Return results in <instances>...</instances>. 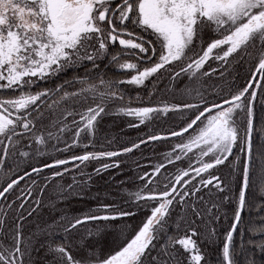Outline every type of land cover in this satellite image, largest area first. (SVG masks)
<instances>
[{
  "label": "snow or ice",
  "instance_id": "1",
  "mask_svg": "<svg viewBox=\"0 0 264 264\" xmlns=\"http://www.w3.org/2000/svg\"><path fill=\"white\" fill-rule=\"evenodd\" d=\"M145 32H150L155 40L146 37ZM117 44L121 51L111 54V62L122 70H134L126 81L132 85H145L146 80L164 69L171 72L173 80L190 74V79L199 81L197 73L206 65L209 71H203V76L217 72V68L211 67V61L228 64L230 58L238 63L246 58L256 61L255 72L247 86L230 99H224L223 104L213 103L211 107L206 105L196 87H185L183 91L188 96L195 92L199 103L131 107L132 101L126 102L124 94L116 90L117 85L125 81H107L101 77L96 84L78 77L81 84L78 90L68 92L64 85H58L55 90L62 92L60 100H71L72 105L58 115L53 112L49 122L44 123L39 102H43L50 90L24 91L34 83L31 78H47L84 61L98 68L96 61L109 55L110 47ZM125 55L135 58L136 62L123 59ZM176 65H180L179 71H175ZM261 80H264V0H0V90L13 93L19 90V95L13 98L0 99V169L25 139L26 147L47 146L49 141H60L71 131V144L56 150L68 151L83 140L88 141L83 145L87 149L97 133L99 118L108 114L114 104L120 105L119 114L136 118L138 123H130V127L147 125L160 114L196 109L198 114L194 113V118L185 122L179 131H170L168 136L180 137L191 129L193 134L187 142L174 145L173 152L179 149L187 156L193 149L199 150L195 153L199 167L193 168L192 157H188V169L179 170L174 177L175 183L170 181L159 193L155 189L147 197L140 192L129 193V198L144 200L150 208V214L140 222L134 234L129 235L130 225L117 221L135 213L114 204H101L70 220L62 217L66 221L63 226L66 235L61 243L49 238L52 231L49 226H37L36 231L25 238L23 225L13 220L0 239V264H210L198 241H216L217 230L213 225L221 219L220 209L226 204L233 205L232 223L225 233L218 264H237L234 233L244 223L245 211L255 209L257 217L249 218L246 228L240 230L241 235L244 231L264 235V148L257 149L254 145L257 131L254 102L258 95L254 89H264ZM100 86H103L102 91ZM261 103L264 104V100ZM54 104L58 108L60 101ZM201 104H205L202 111L199 110ZM47 107L52 109L53 105ZM213 109L217 110L215 114H211ZM205 113L209 115L205 117ZM69 116L79 117L71 121L72 128L66 122ZM260 131L264 133V128ZM168 136L149 134L147 139H140L120 151H85L70 159L84 163L101 157H118L138 149L141 144ZM234 149L244 153L243 158ZM18 154L26 158L33 156L29 151ZM34 154L35 157L43 156L45 150L34 148ZM175 160L183 162L180 155H176ZM68 163L66 159H54L52 163L31 166V171H24L17 179L6 182L0 190V198L7 200V194L25 177ZM226 164L232 177L239 173L240 186L236 192L230 180L213 174ZM15 167L10 171H15ZM117 167V162L104 163L95 172L100 174ZM163 167V164L157 165L154 173H159ZM190 173L194 175L187 179ZM203 174H208V178L204 179ZM61 175L60 171L52 173L53 177ZM147 176L145 172L140 179ZM197 177H201L199 183H196ZM176 185L183 190L178 191ZM71 188L72 185H68V189ZM203 189H209L207 198L202 194ZM249 189L253 190L252 196L248 195ZM23 194L21 191L16 199ZM31 194L29 189L28 195ZM148 201L153 203L148 205ZM36 203L41 202L37 200ZM24 207V203L19 204L20 209ZM174 210L177 211L174 213ZM34 211L32 209L27 215L32 216ZM5 216L0 206V229L8 224ZM19 220H25L22 213ZM169 221L176 223L177 232L173 235L164 233ZM90 222L97 223L73 242L72 234ZM109 235L111 247L104 252L103 242ZM248 243L264 252V242L250 240ZM40 250H44V257L34 260L33 255ZM243 250L241 247L240 251ZM245 264H257V261L246 259Z\"/></svg>",
  "mask_w": 264,
  "mask_h": 264
},
{
  "label": "trees",
  "instance_id": "2",
  "mask_svg": "<svg viewBox=\"0 0 264 264\" xmlns=\"http://www.w3.org/2000/svg\"><path fill=\"white\" fill-rule=\"evenodd\" d=\"M143 34L155 40V37L150 32ZM156 46L158 48L159 44ZM119 51H121V48L118 44L111 46L109 49L110 54L96 61L98 68H93L91 62L84 61L73 64L63 71L51 74L47 78H32L34 83L31 88H25L24 91L35 93L45 89L50 90V94L43 98V102H39L40 110L43 111L45 117L43 122L48 123L53 112L58 115L61 110L72 105L71 100L67 102L60 100L62 92L55 90L58 85H64V90L68 92L78 90L81 87V84L76 79L78 77H84L88 83L96 84H98L101 77L107 81H125V83L118 84L116 90L124 94L126 102L132 101L131 107H162L165 103L173 105L181 102L199 103V98L195 96V92H193L192 96L184 94L183 89L185 87L199 88L206 105L211 107L213 103L223 104L224 99H230L232 95L247 86L252 74L255 72L256 64V61L250 58H246L239 63L232 61L230 58V63L228 64H217V72L209 76L201 74L203 71H209L208 66L205 67L201 70V73H197L199 81H196L195 78L190 79V74H182L177 80H173L171 72L168 69H164L161 70L160 74L146 80L145 85H132L126 83V81L131 74H134V70H122L111 62V54ZM123 59L136 62L135 58L128 55H125ZM179 67L180 65H176L175 71H179ZM211 67L214 68L213 62ZM257 79H260L258 74ZM66 81L72 83L65 84ZM260 82L264 83V80ZM100 90H103V86H100ZM254 90L258 93L254 102L255 126L257 129L254 133V145L257 149H262L264 148V133H261L260 129L264 128V123H262L264 121V104L261 103V100H264V89L256 87ZM149 93H151L150 96ZM14 95H19V90L15 93L12 90H0V99L13 98ZM54 101H60L58 108ZM48 105H53V108L49 109ZM119 106L112 105L108 114H103L99 118L97 133L91 138L92 143L87 149L83 145L88 141L83 140L80 145L72 147L68 151L56 150L64 149L65 144H71V131L67 132L66 137L60 141H49L47 146L32 145V147H26L27 140L25 139L17 149H14L16 154L10 155L4 168L0 169V190L6 186V182L10 181V179H17L20 175H23L24 171H31V166H41L45 162L52 163L54 159H66L69 163L54 169H44L41 173H33L31 176L25 177L12 192L7 194V200L0 198V206H3L6 213L5 219L8 221L5 228L0 229V239L4 237L8 227L15 220L23 225L22 231L25 238L36 231L37 226L44 228L50 225L52 231L49 238L55 243H61L66 235L63 231L66 221L62 220V217L67 216L70 220L73 217L85 214L89 209L97 208L101 204H114L121 209L134 212V216L124 217L117 223L130 225L129 235L134 234V230H138L140 222L150 214V208L145 204L144 200L134 202L133 197L129 198L130 190H142L144 197L150 195L153 189L159 193L170 181L175 183L174 177L179 174V170L188 169L189 159L184 156L182 157L183 162L176 161L175 156L180 155V153L179 149L173 152V147L178 143H186L189 136L193 134V130L190 129L188 133L180 137H170L168 134L173 130L179 131L182 126H185V122L189 121L190 118H194V113H197V110L186 109L182 110V112L160 114L158 119L147 125L130 127V123H138V121L135 117L119 114L117 111ZM204 107L205 104H201L199 110L202 111ZM76 110L79 111L80 109L77 108ZM216 111V109H213L212 113ZM208 115L209 113H205V117ZM29 118L31 119V117ZM73 118L79 119L78 116L67 117L66 122L69 128H72L71 121ZM202 120L206 122L204 117H202ZM149 134L168 136V138L141 144L138 149L118 157H101L99 160H91L84 163L70 159L72 155H82L85 151H120L123 147H130L134 142L138 143L140 139H147ZM37 147L45 150V155L35 157L34 148ZM195 150L196 152L199 151L198 149ZM19 151H29L33 153V156L21 157L18 154ZM234 152L243 158L244 153H240L239 149H234ZM169 153H172V155L170 156ZM230 159H235V157ZM169 160H172L173 163H169ZM113 162H117L119 167L106 169L100 174L95 172V169L102 164H112ZM160 164H163L164 167L161 168L159 173H154V169ZM17 165L18 167H15ZM14 167L15 171H10ZM192 167L195 168L193 165ZM54 171H60L62 175L53 177L52 173ZM145 172L148 173V176L141 180L140 177L144 176ZM213 174L221 175L225 179L230 180L233 192H236L240 186L239 173H237L236 177H232L231 170L227 164L214 170ZM191 175H194V173H190L187 179H191ZM203 178L207 179L208 174H203ZM200 179L201 177H197L196 183H199ZM33 180L36 181L35 185L32 184ZM68 185H72V188L68 189ZM176 187L178 191L183 190L180 185H176ZM29 189H31V195H28ZM21 191L24 194L17 200L16 198L20 196ZM208 191L209 189H203L202 192L206 198ZM212 192L215 195L214 189H212ZM95 193L98 194L96 197L93 196ZM103 194L107 197H103ZM248 195H253L252 189H249ZM37 200L41 202L39 205L36 203ZM20 203L25 204L23 209L19 208ZM152 203V201H148V205ZM9 204H12L11 208L8 207ZM32 209H35L33 215L28 216L27 213ZM175 211L177 210H174V213ZM232 212L233 205L226 204L220 209L221 219L213 225L217 230L218 237L214 243H209L205 240L198 241L202 251L207 253L210 264H218V257L222 255L224 236L232 223ZM21 213L25 216V220H19ZM250 217H257L255 209L247 210L243 213L244 223L240 224L239 229L234 233L236 261L237 264H245L246 259H255L257 264H264V252L248 243L250 240L254 243L264 242V235L254 234L250 231H244L243 235H241L240 230L246 228ZM96 223L90 222L81 226L77 232L72 234L71 239L73 242L78 239L79 235H86L87 231L92 229ZM176 232V223L169 221L164 228V233L173 235ZM161 236L163 238V233ZM111 242L112 237L109 235L103 242L104 252L110 250ZM89 243H91V238H89ZM241 247L244 249L243 252L240 251ZM77 254L80 255L82 253ZM43 257L44 250H40L33 255V259L37 261Z\"/></svg>",
  "mask_w": 264,
  "mask_h": 264
},
{
  "label": "rangeland",
  "instance_id": "3",
  "mask_svg": "<svg viewBox=\"0 0 264 264\" xmlns=\"http://www.w3.org/2000/svg\"><path fill=\"white\" fill-rule=\"evenodd\" d=\"M212 62L214 63V68H216L217 67V64L218 65H222L223 64V62H220V61H211L210 62V64H212ZM205 67H207V65L205 66ZM203 70V69H202ZM51 75V74H50ZM50 75H48V76H50ZM47 76V77H48ZM36 78H40V77H36ZM32 79V78H31ZM12 109H10V111H11ZM212 114H215V113H212ZM67 133V132H66ZM66 133L63 135V137L62 138H65L66 137ZM1 146V145H0ZM179 153H180V156L181 157H184L185 155H184V153H182V152H180V150H179ZM195 153H197L196 152V150L195 149H193V152H191V153H188V155L187 156H185L187 159H188V157H192V162H191V164L193 165V166H195V167H199V164L196 162V159H195V157H193V156H195ZM169 155L171 156L172 155V153H169ZM165 159H166V157H165ZM204 160L205 161H207L208 160V158L207 157H204ZM206 176V175H205ZM186 187V186H185ZM130 192L131 193H134V192H140V195L141 196H143V192H142V190H134V189H131L130 190ZM98 194H93V196L94 197H96ZM103 197H107V196H105L104 194H103ZM144 197V196H143ZM93 198V197H92ZM133 200H134V202H139V201H135V198L133 197ZM49 227H51L50 225H48Z\"/></svg>",
  "mask_w": 264,
  "mask_h": 264
}]
</instances>
